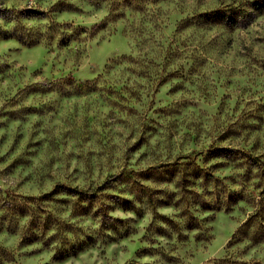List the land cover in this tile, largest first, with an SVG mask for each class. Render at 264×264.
I'll list each match as a JSON object with an SVG mask.
<instances>
[{
	"label": "clouds",
	"instance_id": "clouds-1",
	"mask_svg": "<svg viewBox=\"0 0 264 264\" xmlns=\"http://www.w3.org/2000/svg\"><path fill=\"white\" fill-rule=\"evenodd\" d=\"M0 264H264V0H0Z\"/></svg>",
	"mask_w": 264,
	"mask_h": 264
}]
</instances>
